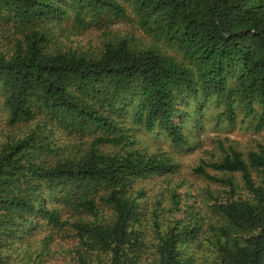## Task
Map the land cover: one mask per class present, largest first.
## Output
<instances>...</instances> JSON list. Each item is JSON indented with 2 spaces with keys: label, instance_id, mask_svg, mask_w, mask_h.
<instances>
[{
  "label": "trees",
  "instance_id": "1",
  "mask_svg": "<svg viewBox=\"0 0 264 264\" xmlns=\"http://www.w3.org/2000/svg\"><path fill=\"white\" fill-rule=\"evenodd\" d=\"M129 17L153 43L114 35L86 52L54 44L62 45L59 24L89 30ZM203 100L230 125L243 111L264 131V0H0V116L11 132L29 126L0 140V264H42L44 255L60 264H198L197 221L164 230L155 210L143 220L147 195L134 182L177 164L134 148V133L159 131L186 147V108L197 102V114ZM220 148L221 161L195 169L228 189L222 202L213 198L220 221L205 264H264V149L245 159ZM207 169L239 174L244 195ZM168 210L172 219L181 212L177 193ZM42 226L41 245L56 241L54 253L29 250Z\"/></svg>",
  "mask_w": 264,
  "mask_h": 264
},
{
  "label": "rangeland",
  "instance_id": "2",
  "mask_svg": "<svg viewBox=\"0 0 264 264\" xmlns=\"http://www.w3.org/2000/svg\"><path fill=\"white\" fill-rule=\"evenodd\" d=\"M59 25L53 31L56 34L57 41L62 45L57 42H54V44L66 48H75L80 52L89 51L88 49L91 47L98 46L114 35L121 37L132 36L143 44L153 43V40L137 27L133 17L108 27L97 24L89 30L75 28L69 22H66L62 29L59 28ZM158 45L163 49L166 48L161 42ZM196 106L197 102H191L186 108L187 112L191 116L193 115L192 118H188L184 122L183 131L188 136V146L186 147H173L167 137L159 131L146 132L141 129L134 133V148L146 149L148 154H168L176 162L177 169L172 174H157L136 180L133 187L142 189L147 195L145 201L146 216L143 218L145 222H150L149 215L155 210L164 230L172 221L179 219L190 220L192 223L197 221L199 223L201 230L191 251L196 253L198 264H205L207 259H213L212 246L208 243L210 229L220 221V217L214 207L213 198L222 202L228 197V189L226 186L208 181L204 176L196 174L195 169L202 162L214 163L221 161L224 156L220 148L221 144H223L224 148L233 147L241 152L245 159L249 153L259 152L260 148L264 149V131L256 132L254 126L251 125L250 118L243 117V111L238 112L235 125H230L223 117H220L223 108L217 106L215 102L211 100L201 101L197 114L194 113ZM4 116H0V140H4L9 134L20 135L29 127L22 124L15 127L11 132V128L7 126ZM89 139L86 137L81 142H88ZM65 141H67V138ZM207 172L218 179H232L239 188V192L244 195L243 182L239 174L220 173L211 169H207ZM254 177H257L256 174H254ZM172 192L178 194L181 208V212L175 214L174 219L171 218L168 210L171 204ZM152 226L153 224H151ZM43 228L44 226L37 230L39 234L35 236L36 241L32 243L33 245L29 247V250L35 252L38 248L46 253L47 246L50 253H54L58 249L56 241L45 247L41 245L42 237L44 236ZM149 228L150 224L148 225ZM146 233V240H152V231L147 230ZM64 245L69 248L71 241H65ZM20 247L23 246L20 245ZM44 256L41 258L42 264H60L61 262L58 255L52 256V259H48L49 255ZM33 260L34 257L31 258L29 264H32ZM35 264H38V262Z\"/></svg>",
  "mask_w": 264,
  "mask_h": 264
}]
</instances>
